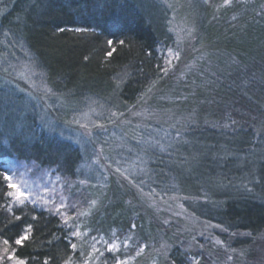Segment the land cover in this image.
I'll return each instance as SVG.
<instances>
[{"label":"trees","instance_id":"16d2710c","mask_svg":"<svg viewBox=\"0 0 264 264\" xmlns=\"http://www.w3.org/2000/svg\"><path fill=\"white\" fill-rule=\"evenodd\" d=\"M150 4L144 0H12L1 15L0 28L20 38L55 92L75 100L114 94L125 106H133L166 70L163 49L171 36L162 10ZM195 24L196 70L176 81V86L174 81L162 84L160 93L167 99L158 106L192 115L196 123L189 124L188 131L206 136L212 147L223 142L229 154L248 156L264 143V0L196 3ZM108 40L113 41L111 46ZM35 125L7 131L0 125V241L7 239V249L25 264H76L85 249L77 246L59 215L7 196L11 190L3 177L15 165L49 170L69 182L78 175L80 148L37 127L33 131ZM260 157L256 178L246 183L250 192L228 197L211 194L213 201L206 202L209 205L202 212L196 210L212 226L203 243L196 228L192 232L180 228L174 234L155 219L146 221L133 204H124L127 197L123 196L122 201L104 205L91 225L104 232L134 226L136 248L144 244L145 255L154 253L156 264H223L219 257L223 250L211 241L213 237L221 238L223 254L232 255L236 264L241 258L244 264H264V153ZM198 162L192 168L198 174L197 186L210 190L215 171L220 170L221 176L234 168H220L218 160L209 167L202 157ZM190 195L196 199V192ZM83 198L89 202L88 191ZM26 230L28 239L17 246L15 240Z\"/></svg>","mask_w":264,"mask_h":264},{"label":"rangeland","instance_id":"374dc122","mask_svg":"<svg viewBox=\"0 0 264 264\" xmlns=\"http://www.w3.org/2000/svg\"><path fill=\"white\" fill-rule=\"evenodd\" d=\"M144 1L162 10L171 40L163 49L166 59L163 78L133 106H125L114 94L105 99L75 100L66 93L55 92L20 38L5 27L0 28L1 127L5 131L19 130L35 123L33 131L37 127L75 143L81 150L78 175L73 182L51 175L49 170L37 172L35 167L27 170L15 165L7 173L11 183L27 193L26 198L21 197L24 202L62 218L77 246L85 249L76 264H115L116 259L126 264H156L154 253L145 255L144 244L136 248L133 226L131 230L115 227L104 232L91 225L104 205L122 201L121 196L127 197L124 204H133L146 221L155 219L173 233L180 228L189 232L196 228L203 243L212 226L203 222L196 210L202 212L209 205L206 202L213 201L211 194L228 197L250 192L246 183L256 178L257 161L262 160L260 155L264 153V143L248 156L241 152L229 154L228 145L223 142L212 147L213 142L206 141V136L188 131L189 124L196 123L192 115L158 106L167 99L160 93L162 84L164 87L174 81L176 86V81L196 70V3L206 4L210 0ZM11 2L0 0V18ZM201 157L210 162L209 167L218 160L220 168H234L221 175L223 178L218 175L220 170L215 171L213 176H218L210 179L211 190L199 187L195 181L198 174L194 175L192 168L199 165ZM226 159H231L228 165H224ZM251 162L255 165L251 166ZM198 189L208 194L197 193ZM87 191L90 199L85 203L83 196ZM194 192L196 199L190 195ZM211 241L225 252L221 238L213 237ZM109 245H113L111 252ZM196 249L200 251L202 246ZM223 252H219L221 263L236 264L232 255ZM9 256L15 257L0 241V264H14ZM146 259L149 261L145 262ZM238 264H244L242 258Z\"/></svg>","mask_w":264,"mask_h":264},{"label":"snow or ice","instance_id":"6c2138e0","mask_svg":"<svg viewBox=\"0 0 264 264\" xmlns=\"http://www.w3.org/2000/svg\"><path fill=\"white\" fill-rule=\"evenodd\" d=\"M228 2H229V0H225V3L226 4ZM107 43L109 44V46H111L113 44V41L112 40H108ZM120 43L122 44L123 41H120ZM107 55L111 56L112 53L111 52H108ZM3 179H4V181L7 182V188L10 189V190H14V191L7 192V196L8 197H15V199L17 201H19L21 204H23L24 201H23V199H21V197H25L26 198L27 197V193L21 191L20 188L15 183H11V177L5 175L3 177ZM19 219H20V217L17 216L16 217V220H19ZM31 227H32V225H28L27 226V229H31ZM73 235H75V233H73ZM27 239H28V231L26 230L24 232V234L18 236V238L15 240V244L17 246H23L24 241H26ZM8 243H9V241L7 239H5L4 240V244H8ZM72 248L75 249L76 248V245L73 244L72 245ZM112 249H113V245H109L108 246V251L111 252ZM9 259L14 260V264H25V261L23 259H17V258H15L13 256H9ZM115 264H126V262H122V261L116 259L115 260Z\"/></svg>","mask_w":264,"mask_h":264}]
</instances>
